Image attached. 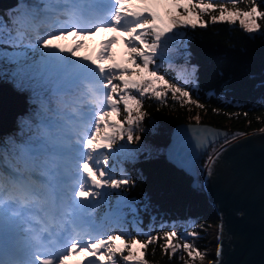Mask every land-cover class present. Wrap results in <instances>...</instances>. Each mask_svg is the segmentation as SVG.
Listing matches in <instances>:
<instances>
[{
    "label": "snow or ice",
    "instance_id": "obj_1",
    "mask_svg": "<svg viewBox=\"0 0 264 264\" xmlns=\"http://www.w3.org/2000/svg\"><path fill=\"white\" fill-rule=\"evenodd\" d=\"M238 3L228 0L229 8L225 3L204 0H81L79 5L69 0L75 10L68 20L57 21L59 28L46 38L39 37L37 45H43L42 61L60 69L61 79L68 86L58 89L64 92L58 104L79 112L80 103L87 97L94 110L90 120L83 115L71 122L46 124L41 120L39 127L54 149L45 159L48 183L35 186L0 171V264H65L72 256L80 257L75 264H117L118 255L124 264H147L145 250L158 237L148 234L144 242L137 236L126 239L131 234L118 220L113 226L96 224L77 215L73 205L99 196L94 189H127L134 183L128 178H113L107 156L103 162L98 157L112 150L118 139H140L134 131L140 129L146 116L142 110L145 97L163 104L170 93L174 101L204 107L191 95L193 88H198L195 66L190 73L183 68L177 71L169 61L167 72H175L169 78L162 71L164 53L170 51L171 41L187 39L185 30L189 27L205 26L204 14L212 22H239L248 33L259 32L258 21L264 19V10L256 0H251L247 10ZM217 10L219 15H213ZM100 33L108 35L99 39L98 47L88 50L86 41ZM69 36L72 41L65 46L61 42ZM117 44L123 48L120 59L113 53ZM13 59L16 74L24 80L27 56L17 53ZM204 131L221 135L211 129ZM29 151L23 149L18 157V163L25 167L32 159ZM33 206L41 209L47 222L27 213ZM29 221L40 223V228L32 227ZM178 235L176 231L164 232L166 244L161 247L173 254L182 248L192 260H203L206 253L186 237H180L182 245L173 244ZM187 235L196 237L197 233Z\"/></svg>",
    "mask_w": 264,
    "mask_h": 264
},
{
    "label": "trees",
    "instance_id": "obj_2",
    "mask_svg": "<svg viewBox=\"0 0 264 264\" xmlns=\"http://www.w3.org/2000/svg\"><path fill=\"white\" fill-rule=\"evenodd\" d=\"M204 2L228 4V0ZM59 3L62 4L59 0H17L13 5L0 7V81L23 92L25 101L11 129L0 134V171L19 175V180L35 186L45 177V159L53 150L44 137L43 149L33 156L27 168L18 163L22 141L33 142L43 134L39 127L42 119L45 123H60L77 111L58 104V97L64 93L50 92L43 81L31 82L26 74L21 80L13 57L17 53L35 54L38 46L43 47L42 43L37 45V39L54 32L56 26L53 16L51 23H47L46 9ZM250 3L251 0H239L238 7L246 10ZM256 3L264 10V0H256ZM212 14L219 15V12ZM203 20L205 26L185 30L186 40L170 43V51L164 53L162 71L167 72L169 61L177 71L183 68L190 73L195 66L198 88H193L191 95L204 107L174 101L170 93L163 104L145 97L142 110L146 116L134 135L153 144L156 151L140 152L133 158L105 151L98 158L103 162L107 156L110 175L128 178L134 183L127 189H94L99 191V196L74 205L77 210L88 211L87 221L113 226L118 220L124 231L131 234L126 239L137 236L144 242L148 234L158 237L145 250L147 264H188L190 258L182 248L173 254L170 249L165 251L161 247L166 244L163 233L176 231L179 235L173 238V244L182 245L184 240L180 237L183 236L203 252L208 244L206 228L216 222L205 197L190 188L186 174L166 162L161 153L173 124L196 120L231 131L264 129V19L258 21L260 31L252 34L239 22H212L208 14H204ZM184 63L190 69L184 67ZM167 75L172 78L175 72H167ZM93 110L90 98L86 97L79 105L85 119L91 118ZM121 113L122 120L123 107ZM199 170L198 165L197 172ZM128 203L133 205L132 211ZM192 232L197 233L196 237L187 235ZM123 263L118 261V264Z\"/></svg>",
    "mask_w": 264,
    "mask_h": 264
},
{
    "label": "water",
    "instance_id": "obj_3",
    "mask_svg": "<svg viewBox=\"0 0 264 264\" xmlns=\"http://www.w3.org/2000/svg\"><path fill=\"white\" fill-rule=\"evenodd\" d=\"M14 3L15 0H0V7ZM24 103L23 92L0 81V134L10 130ZM204 129L221 135H209ZM261 129L231 131L188 121L177 122L169 130L161 150L164 159L186 174L190 188L201 192L216 219L209 238L215 247L214 256L203 264L209 261L264 264V131ZM219 141L207 154L208 148ZM201 161L203 166L198 173L196 163Z\"/></svg>",
    "mask_w": 264,
    "mask_h": 264
},
{
    "label": "rangeland",
    "instance_id": "obj_4",
    "mask_svg": "<svg viewBox=\"0 0 264 264\" xmlns=\"http://www.w3.org/2000/svg\"><path fill=\"white\" fill-rule=\"evenodd\" d=\"M17 0H15L16 2ZM61 3L59 4H54L52 6H49L48 10H46V15L49 17V19L47 20V23H51V19L52 16L53 17H57L56 22L60 21V22H64L68 20V15L71 11H73L74 9L70 6L69 4V0H59ZM81 2V0H71V4H75V5H79ZM79 3V4H78ZM64 7V8H63ZM57 10H60V13H57ZM247 10V9H246ZM161 11H163V9H161ZM58 15V16H57ZM54 23L55 29L59 28V24L58 23ZM55 32V31H54ZM53 32V33H54ZM48 34H45L43 37L46 38ZM108 34L106 33H100L97 34L96 37H93L91 40L86 41V48L88 50H90L93 47H98V42L99 39L106 36ZM72 41V37L69 36L67 37L66 41H63L61 43H64L65 46H67L68 44H70ZM178 40H173L170 43H175ZM42 45V44H41ZM43 46V45H42ZM37 51L34 53H30V55H26L27 56V63L28 66L25 69V74L27 76L30 77V81L31 82H44L45 84H48L49 87V91L52 93H64L63 91H58V89H65L68 86L65 85L61 79V72L60 69L42 61L41 57L43 56V47L40 49V47H37ZM82 52L85 51V49H81ZM113 53L114 55L117 57V59H120L122 54H123V48L121 45L117 44L113 46ZM184 67L187 66V68L190 69L189 65H186L185 63L183 64ZM8 83V82H7ZM11 86V85H10ZM12 87V86H11ZM13 88V87H12ZM120 107H123L122 105ZM85 116V114H83L82 111L76 112L74 113V116L68 115L67 117H65V121L71 122L74 120H77L79 118V116ZM91 118H89L90 120ZM196 121V120H195ZM46 124H48V122H46ZM12 127V124H11ZM11 129V128H10ZM9 131V130H8ZM232 133V132H230ZM229 133V134H230ZM44 135H40L39 137H36L34 139L33 142L31 141H22V144L20 145V154L22 152L23 149H29L30 151L27 153V155H30L33 159V156L40 151V149H43L44 147V141H43ZM224 139V138H223ZM220 143H214L212 146H210L207 150V154L214 148L216 147V145ZM51 149L54 151L53 147L51 146ZM107 151V150H106ZM156 151V148L153 144L146 142L143 139H139V140H133L132 142H127L126 137L123 140H116V142L113 144V149L110 151L114 156H119V157H128V158H133L135 157L138 153L140 152H145V153H152ZM102 154H105V151L102 152ZM207 157V155H206ZM31 162V161H30ZM29 162V163H30ZM29 165V164H28ZM200 167V170L203 166V161L196 163V166ZM28 168V167H27ZM199 170V172H200ZM198 172V173H199ZM12 177H15L14 175H11ZM40 179V177H39ZM45 180L48 181V175L45 174ZM102 190V189H99ZM129 206V210H133V205L128 203ZM37 209L39 210V213L37 214L38 217L40 216L42 218V220H44L45 222L46 219L43 215V212L41 211V209L39 207H37ZM32 210V207L30 209L27 210V213L29 214V212ZM73 210L75 211V213L79 216H81L82 218H84L85 220H87V215H88V211L85 208H81L79 210L74 208L73 205ZM29 223L31 224L32 227L39 229L40 228V223L36 222V221H29ZM103 223V222H102ZM215 224H211L210 226H208L206 228V232H207V246L206 249L203 250L202 253H206V255L204 256L203 260L196 258L195 260H192L190 258L188 264H203L204 262H206L208 260V258H213L214 256V245L209 241V238L212 235V230L214 229ZM127 252H124V255H126ZM80 259L79 256H72L69 257V259L67 261H65V264H75L76 261H78ZM118 261H122V257H120L119 255L117 256V264ZM124 264V263H123Z\"/></svg>",
    "mask_w": 264,
    "mask_h": 264
},
{
    "label": "bare ground",
    "instance_id": "obj_5",
    "mask_svg": "<svg viewBox=\"0 0 264 264\" xmlns=\"http://www.w3.org/2000/svg\"><path fill=\"white\" fill-rule=\"evenodd\" d=\"M79 1V0H78ZM81 3V2H80ZM79 4V3H78ZM47 10V9H46ZM75 10V9H74ZM45 11V10H44ZM58 16V15H57ZM55 18V22H56V19H57V17H54ZM25 105V104H24ZM12 123H13V121H12ZM11 123V124H12ZM5 132H8V131H4L3 133H5ZM2 134V133H1ZM23 166V165H22ZM20 170V169H19ZM23 173V172H22ZM11 175H14L15 177H13V178H15V179H18L19 178V175H15V174H13V173H11L10 172V176ZM49 181H46V180H44V179H40V181H39V186L40 185H43V184H46V183H48ZM39 213V210L37 209V207L36 206H33L32 207V210L29 212V214H33V215H35L36 217H38V214ZM40 220H42V218L39 216L38 217Z\"/></svg>",
    "mask_w": 264,
    "mask_h": 264
},
{
    "label": "clouds",
    "instance_id": "obj_6",
    "mask_svg": "<svg viewBox=\"0 0 264 264\" xmlns=\"http://www.w3.org/2000/svg\"><path fill=\"white\" fill-rule=\"evenodd\" d=\"M85 72H87V69H85Z\"/></svg>",
    "mask_w": 264,
    "mask_h": 264
}]
</instances>
